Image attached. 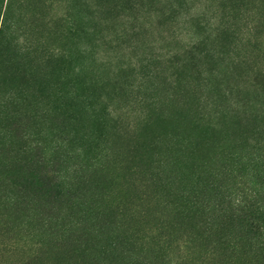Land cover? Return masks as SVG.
Masks as SVG:
<instances>
[{"label":"rangeland","instance_id":"rangeland-1","mask_svg":"<svg viewBox=\"0 0 264 264\" xmlns=\"http://www.w3.org/2000/svg\"><path fill=\"white\" fill-rule=\"evenodd\" d=\"M251 191L264 0H0V264H264Z\"/></svg>","mask_w":264,"mask_h":264},{"label":"trees","instance_id":"trees-1","mask_svg":"<svg viewBox=\"0 0 264 264\" xmlns=\"http://www.w3.org/2000/svg\"><path fill=\"white\" fill-rule=\"evenodd\" d=\"M259 191V190H258ZM258 191H251L250 193H246V194H249L248 197H246L244 200L243 199H237L238 200V204H237V208H235L233 211H237L239 212L240 214L238 215V217H236V215L234 214L233 211L230 212L231 210V207L228 206V204H225V203H218L215 207V205H212L211 203H209V205H206V204H203L205 207H208L209 208H212V209H216L218 212H221V216L220 217H217V218H220V220L223 222V220L229 218V219H242L244 216H255V213H260V211L264 208V203L259 201L255 195L256 194H259ZM236 200V201H237ZM257 208V210H255V208ZM248 209H252L250 212H248ZM264 214V213H263ZM255 220H256V217H255ZM254 220V221H255ZM253 223V222H252ZM251 229L248 231L249 234H247V240L249 238L253 239V237H249L250 234H253L252 236H261L262 237V233H263V236H264V229L263 230H259L260 228H257L256 226L255 227H250ZM231 232L228 234L229 236H232V234H235V232H233V230H230ZM209 232V231H208ZM210 233V232H209ZM228 233V232H227ZM227 234H224V238L221 239L220 242L216 243L217 246H223L221 249L224 251V250H228V247H231L229 243V241L227 242L225 239L227 238L228 236ZM232 238H235V237H232ZM247 244L249 245H253V243H249V242H246ZM233 244V247L231 248L232 251H236L238 249L239 246H237L236 244L232 243ZM226 246V249L225 247ZM183 252L181 253L180 251V257L183 258V255L185 256V253L188 251V249L185 248V245L181 247ZM241 249H239L238 251H240ZM189 254V252H188ZM187 254V255H188Z\"/></svg>","mask_w":264,"mask_h":264}]
</instances>
